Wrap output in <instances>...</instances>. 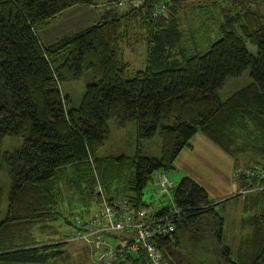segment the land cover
<instances>
[{"label":"trees","instance_id":"obj_1","mask_svg":"<svg viewBox=\"0 0 264 264\" xmlns=\"http://www.w3.org/2000/svg\"><path fill=\"white\" fill-rule=\"evenodd\" d=\"M197 1L108 5L92 25L44 45L37 36L40 28L69 8L97 3L0 0V169L4 166L10 179L0 221V264H52L64 258L60 247L65 242L43 243L32 235L33 227L44 229L61 216L62 185L84 207L92 201L100 205L99 185L107 201L126 200L138 210L149 207L142 200L147 183L155 173L173 169L196 133L232 158L248 155L253 164L264 159V13L251 8L256 0H227L229 8L214 32L218 37L211 41L208 33L205 49L204 38L187 39L179 21V14ZM133 28L143 33L145 65L129 75L121 44ZM244 39L256 46L255 55ZM245 71L251 82L220 100L217 90L224 81ZM78 78L85 92L78 106L67 107L60 83ZM109 120L120 127L133 121L140 140L158 135L160 156L137 150L133 156L97 157ZM7 136L21 138L22 144L2 154ZM237 185L242 212H252L241 220L248 234L234 252L224 243V222L215 205L198 184L182 177L171 190L178 210L174 231L156 240L163 257L166 252L175 256L180 234L203 231L202 220L208 219L214 243L222 246L214 264H264V178L240 176ZM116 264L148 261L138 252Z\"/></svg>","mask_w":264,"mask_h":264},{"label":"rangeland","instance_id":"obj_2","mask_svg":"<svg viewBox=\"0 0 264 264\" xmlns=\"http://www.w3.org/2000/svg\"><path fill=\"white\" fill-rule=\"evenodd\" d=\"M99 9L109 8L108 5L116 7V2L119 0H113L108 3V0H94ZM127 5H124V8ZM229 8L227 0H199L193 2L186 10H183L179 14V21L182 30L187 35V39L191 38V35L197 37L196 39L204 38L211 33L210 39L214 41L218 36L214 34L217 25L221 22L222 14ZM253 10L260 13H264V0H256L255 4L251 7ZM79 10V9H77ZM122 10V9H120ZM165 12V11H164ZM89 22L91 19H88ZM85 22V21H84ZM74 25L63 22V25H52L40 28L37 31L38 38L44 43H51L54 39L66 32V29H77L78 27H85L90 24ZM244 44L247 51L255 55L256 46L244 39ZM205 49L208 47L207 39L203 43ZM122 58L129 63L130 72L129 75L140 70L144 67L145 63V44L143 41V33L138 28L129 29L125 40L121 44ZM251 82L248 71L243 72L238 77L227 78L220 89L217 90V96L220 100L226 99L236 90L242 88ZM60 89L63 95L67 96V107H76L80 104L82 96L85 92V83L81 78L68 79L60 83ZM108 133L103 145L96 152L97 157H116L120 155L133 156L138 150L142 156H149L158 158L160 156V138L155 135L149 140H140L137 138L136 126L133 121H129L123 127H120L115 120H109L107 122ZM22 144V139L16 136H7L3 140L1 153L10 152L16 148H19ZM238 161L242 162L243 169L252 168H264V159H260V164H253L248 155L238 157ZM252 163V165L250 163ZM242 169V170H243ZM178 170V169H176ZM173 167L172 170L166 172L167 177L176 186L178 181L186 176L185 172L178 173ZM179 171V170H178ZM158 173H155L153 180L145 186L143 189L142 200L149 206L152 211H156L162 207L171 208V191H168L165 195L161 196L155 187V182L158 178ZM194 174V172H191ZM205 186L209 188L206 180L210 177H216L217 174H213V171L206 167L205 170L195 174ZM203 184V185H204ZM0 187H1V199H0V221L6 214L8 195L10 190V179L4 166L0 169ZM101 187V186H100ZM97 189V187L95 188ZM65 185L61 186V199L59 203V209L61 216L52 222L46 223L48 227L39 229L42 225L33 227L32 235L36 241L43 243L52 242H65L61 245L60 250L65 252V256L61 261L54 262L52 264H90V258L95 260L97 255L92 253L91 257H83L82 253H85L84 242L70 241L68 240L74 232V222L77 218L86 219L90 217L98 209L99 205L94 201L87 206H83L78 201V197L73 193L67 191ZM209 193H212L209 188ZM77 197V200H76ZM208 199H214V196L209 195ZM224 205L226 207H224ZM221 205H216L214 208L215 213H218L224 222V243L234 252L238 247L240 238L248 234V229L241 227V220L243 217L251 214L249 212H242L244 207V198L241 196L238 200L232 199ZM246 207V205H245ZM263 206L260 205V209ZM256 211V212H257ZM201 230L197 228H191V231L180 234L179 244L175 247V256L165 253V261L167 264H214L216 258L215 254L219 253L222 249L221 245L214 243V238L210 233L213 229L212 223L209 220H202ZM83 244V245H82ZM88 246V245H86ZM89 247V246H88ZM90 248V247H89ZM92 251V248H90Z\"/></svg>","mask_w":264,"mask_h":264},{"label":"built area","instance_id":"obj_3","mask_svg":"<svg viewBox=\"0 0 264 264\" xmlns=\"http://www.w3.org/2000/svg\"><path fill=\"white\" fill-rule=\"evenodd\" d=\"M141 2L142 0H119L116 6L137 7ZM164 11L165 4H162L157 14L162 15ZM240 176L262 179L264 168L235 170L233 177L237 179ZM154 185L161 196L174 187L164 172L158 174ZM96 190L100 196L98 209L86 219L75 220L74 232L68 240L84 242L92 248L99 264H116L138 252L145 254L148 264H167L156 240L174 231L172 218L178 213L174 205L156 211L149 208L135 210L126 200L107 201L99 185ZM116 234H123L124 239L118 242L111 240Z\"/></svg>","mask_w":264,"mask_h":264},{"label":"crops","instance_id":"obj_4","mask_svg":"<svg viewBox=\"0 0 264 264\" xmlns=\"http://www.w3.org/2000/svg\"><path fill=\"white\" fill-rule=\"evenodd\" d=\"M103 10H100L98 5L91 7H72L64 11L61 15H59L50 23L53 22L54 24L52 25L58 24L60 26L63 25V22L65 23V25H80L83 24V22L85 21V25H92L93 23L99 20L100 14H102ZM88 19H91V21L89 22ZM50 23L47 26H50ZM88 26L78 27L77 29L67 28L64 34H67L69 32L80 31ZM40 42L44 45L52 43H44L41 40ZM173 167L175 168V170H179H176L178 173L185 172L187 175L184 177H188L196 184H198L204 190L207 196V200L213 206H216L217 204H220L224 201L227 202L230 198L233 199L234 196H242L241 190L237 185V179L233 177V173L235 170L243 169L242 162H239L238 159L232 158L231 156L221 151L218 147H216L213 143H211L200 133H196L191 138L189 142V147L183 148L178 153L173 162ZM206 167L210 168L213 171V174L218 173V175L214 177V179H212L213 177H210L209 179H204L206 180V183L212 193H209V188L205 186L204 183H201L200 179L195 175L198 172L205 170ZM191 172H194V174H191ZM210 194L214 196V199H208ZM239 197H237L236 200H238ZM224 207L226 206L224 205ZM112 237L113 238L111 240L116 242L122 241L124 239L123 234H116ZM84 248L86 252L82 253L83 257L86 258L87 254L89 257H91L92 253L94 252H92L91 249L86 245L84 246ZM90 264H99L97 258L95 260H92L90 258Z\"/></svg>","mask_w":264,"mask_h":264}]
</instances>
